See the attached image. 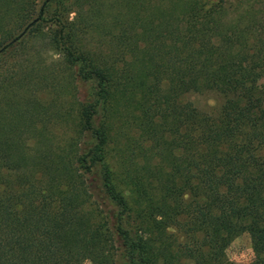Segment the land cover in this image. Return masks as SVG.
Returning a JSON list of instances; mask_svg holds the SVG:
<instances>
[{"label": "trees", "instance_id": "1", "mask_svg": "<svg viewBox=\"0 0 264 264\" xmlns=\"http://www.w3.org/2000/svg\"><path fill=\"white\" fill-rule=\"evenodd\" d=\"M243 233L264 264V0H0V264H236Z\"/></svg>", "mask_w": 264, "mask_h": 264}, {"label": "rangeland", "instance_id": "2", "mask_svg": "<svg viewBox=\"0 0 264 264\" xmlns=\"http://www.w3.org/2000/svg\"><path fill=\"white\" fill-rule=\"evenodd\" d=\"M66 4V3H65ZM65 8V7H64ZM73 14L69 13L70 18ZM245 71H248L250 64L246 61L243 64ZM183 100L189 102L197 110L214 114L221 103L220 96L211 90L201 88L198 92H188L183 96ZM225 256L236 264H247L252 259L249 239L246 233L234 238L225 250ZM83 264H90L85 261Z\"/></svg>", "mask_w": 264, "mask_h": 264}]
</instances>
